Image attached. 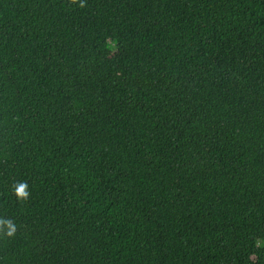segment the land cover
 <instances>
[{"label": "trees", "instance_id": "1", "mask_svg": "<svg viewBox=\"0 0 264 264\" xmlns=\"http://www.w3.org/2000/svg\"><path fill=\"white\" fill-rule=\"evenodd\" d=\"M9 220L0 264H264V0H0Z\"/></svg>", "mask_w": 264, "mask_h": 264}, {"label": "clouds", "instance_id": "2", "mask_svg": "<svg viewBox=\"0 0 264 264\" xmlns=\"http://www.w3.org/2000/svg\"><path fill=\"white\" fill-rule=\"evenodd\" d=\"M73 3L76 2V0H72ZM81 7H84V4H80ZM27 184L26 183H19L18 185L15 186V195L17 196L18 199L26 200L29 196V193L27 191ZM7 223L9 231L7 232L8 236L14 235L16 229L15 226L12 224V222L9 221H0V224Z\"/></svg>", "mask_w": 264, "mask_h": 264}]
</instances>
